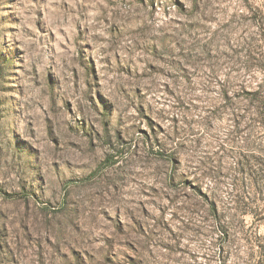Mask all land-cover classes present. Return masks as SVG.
I'll use <instances>...</instances> for the list:
<instances>
[{"label": "rangeland", "instance_id": "rangeland-1", "mask_svg": "<svg viewBox=\"0 0 264 264\" xmlns=\"http://www.w3.org/2000/svg\"><path fill=\"white\" fill-rule=\"evenodd\" d=\"M0 264H264V0H0Z\"/></svg>", "mask_w": 264, "mask_h": 264}]
</instances>
